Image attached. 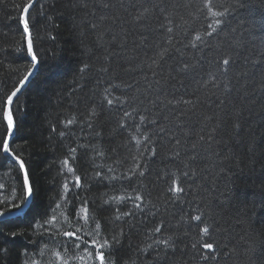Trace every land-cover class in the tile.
Masks as SVG:
<instances>
[{
  "label": "trees",
  "instance_id": "16d2710c",
  "mask_svg": "<svg viewBox=\"0 0 264 264\" xmlns=\"http://www.w3.org/2000/svg\"><path fill=\"white\" fill-rule=\"evenodd\" d=\"M100 2L93 0L87 9H76L69 0H37L29 13L35 25L32 34L39 62L35 76L18 96L10 148L25 161L39 191L24 217L0 224L4 257L0 264H63L64 260L92 264L88 253L98 237L94 224L79 218L85 197L90 215L101 224L104 235L111 236L121 226L125 230L122 243L114 248L112 264H156L155 250L141 249L158 238L150 233L161 223L165 225L163 235L181 234L176 252L167 259L161 257V264H197L190 245L198 229L181 224V217L194 214L197 205L210 214L209 220L217 229L211 239L219 242L221 255L213 264H264V90L260 79L264 68V0H213L217 8L233 7L224 18V30L207 38L210 43L198 49L190 47V41L197 33L203 34L211 22L201 11L203 0H190L187 8L181 0V6L175 8L171 26L179 43L174 47L168 44L173 34L160 25L166 23L161 8L172 11L176 0H122L123 7L113 9L99 7ZM25 3L27 0H0V99L32 69L18 24ZM141 9L154 11L137 24L133 18ZM112 13H118L119 20L101 27L102 41H97L95 32L81 20H97ZM48 14L52 21L45 19ZM184 21L183 28L177 27ZM164 48L170 51L160 60L158 53ZM228 56L233 59L228 72L233 90L226 95L220 83L225 77L219 73L217 61ZM154 58L160 67L152 66ZM185 61L194 65L187 74L180 72ZM86 64L89 67L81 71ZM101 67L108 71H100ZM244 71L248 75L240 76ZM212 75L218 77L220 87H214ZM106 89L109 98L115 101L120 97L127 103H114L113 107L102 104ZM197 98L200 103L180 117L182 127L178 126L177 115L185 106L176 102ZM169 100L173 103L168 104ZM90 107L100 113L94 128L85 122ZM125 110L132 116L123 120L127 129H122L119 121ZM237 111L241 124L238 135L231 130ZM141 115L147 117L144 124L140 123ZM206 115L222 116L226 131L211 149L198 146L194 153L192 144L202 132L206 134L202 124ZM73 117L76 122L68 125L67 120ZM152 119L155 124L148 122ZM96 130L100 136L94 134ZM3 131L0 125V134ZM133 135L151 139L137 146L130 140ZM173 136L181 140L178 157L173 155L177 150ZM149 145L156 148L157 155L148 151ZM70 147H77L75 161L70 160V164L81 175L82 183L87 179L83 190H75L79 195L63 189L65 182L71 188L74 179L65 180L67 169L62 166ZM93 149L103 151L104 156ZM193 154L197 159L189 161ZM134 156L138 158L134 160ZM5 157L0 151V211L7 212L15 211L14 206L21 203V186L18 165ZM185 162L197 170L196 177L180 175L186 170ZM135 165L143 166L145 176L123 179L122 174L131 175L128 169ZM109 167L115 171L109 173ZM97 171L101 176L121 179L97 182L93 179ZM173 173L188 189L186 198L167 199L171 194L166 195V188ZM121 195H142L145 199L144 211L128 218L134 227L115 220V209H132L131 200L104 203ZM149 209L155 215L149 214ZM78 228L79 241L63 235ZM185 231L190 235H183Z\"/></svg>",
  "mask_w": 264,
  "mask_h": 264
},
{
  "label": "snow or ice",
  "instance_id": "6c2138e0",
  "mask_svg": "<svg viewBox=\"0 0 264 264\" xmlns=\"http://www.w3.org/2000/svg\"><path fill=\"white\" fill-rule=\"evenodd\" d=\"M35 0H27V3H25L20 10L19 16H18V24L20 25V31L22 35L25 38L26 46L24 47L23 51L25 55H28L31 57V61L33 62L32 68H35L36 64L39 62L37 58V53L34 51V41H33V34H32V28L35 26L34 22L31 20L29 16V10L33 8V3ZM69 3L71 7L76 9H87L89 4H93V0H69ZM237 3H239V0H237ZM96 6V5H94ZM117 6L123 7L122 0H101L99 3V7L106 8V9H113ZM181 6V0H176V3L172 5V11H169L168 8L164 7L161 8V13L164 17V20L166 21L165 24L160 25V27L165 28L166 32L169 34H173V36L168 38V44L170 47H174L176 43H179V41H176L174 38V28L171 26L173 23V12L175 11V8ZM183 7L187 8L190 7V0H183ZM157 7H160L157 5ZM233 5H222L221 7L217 8L213 0H203V7L201 11L205 13V16L210 19V23H208L205 32L203 34L197 33L195 35V39L193 41H190L189 46L192 48L198 49L199 47H202L205 43H210V41L207 39L209 37L218 36L220 32H222L224 29L222 25L225 22V19L228 15L231 13ZM153 9H141L137 15L134 16V21L137 24H140L142 20L147 19V15L150 12H153ZM94 15V14H93ZM45 19L48 21H52L53 17L51 14H48L45 16ZM83 24H86L88 28L95 32L97 36V41H102L103 39V33L99 31L101 27L108 21H111L112 23H116L119 20L118 13H112L110 15L104 14L97 18V20L87 21L84 20L83 17L81 18ZM181 20H183V17H181ZM187 21H184L183 24H177V27L183 28L184 24H186ZM77 27H81L80 23H77ZM107 31H110V29H107ZM187 33L185 32V35ZM170 51V48H164L162 51L158 53V57L160 60H162L165 55L168 54ZM233 63V59L231 56L222 58L221 60L217 61V64L219 65V73L225 77L224 81H221L220 83L223 84V90L225 94H229L233 89L231 88V80L228 79V72L231 70V65ZM255 63V62H254ZM261 63H264V59L261 60ZM152 66L154 67H160L159 61L157 59H153ZM89 66L86 64L84 66V69H81V71H84ZM194 68V65L191 63H188L185 61L183 65L180 68V72L187 74L188 72L192 71ZM100 71L107 72V67H101ZM248 73L246 71L241 72L240 76H247ZM33 76V71L28 70L26 74L24 75L23 79L19 81L18 84L14 85L12 89L5 94V96L0 99V106L3 108V115L0 117V125H2L4 131L2 134H0V151H2L4 154H6V157H10L13 161H15L18 164V170L20 174V191H21V203L15 205V211L8 210L0 211V224L7 223V222H13L19 218H22L26 215L28 210L30 209V206L32 204V200L35 198V194H38L39 189L35 186V184L30 179V172L28 167L25 164V161L22 160L17 154H15L12 149L9 146V141L13 139V133L16 129V117L14 113L18 111V95L21 94L22 89L25 87V84L29 82V78ZM214 84V87H220V83H216L218 80V77L216 75H212L210 78ZM260 79H261V90H264V68L261 69L260 72ZM159 82V81H158ZM182 83V82H181ZM206 86V85H205ZM105 96L104 101H102V104L106 102L107 106L113 107L114 103H127V100H121L120 97H116L115 101L113 98H109L108 90H105ZM168 104H172L173 101L169 100L167 101ZM177 104H183L185 106L184 109L181 110L180 113L177 115L178 120V126L182 127V121H180V117H183L187 114L189 111H194L196 106L200 103L199 98L192 100H184L176 102ZM220 104H223V101L220 102ZM89 114L85 117V122L87 123V126L89 128H94V125L96 123V120L99 118L100 113L97 111L95 107H90L88 110ZM132 116L131 112H128L127 110L124 111L123 117H121V120L119 121V127L122 129H127V125L123 123V120L125 118H129ZM240 112L237 111L234 114V118L231 122V130L232 132L239 134V129L241 128L240 120H239ZM147 117L141 115L139 117L140 123L144 124ZM74 122H76V118L73 117L71 119L67 120L68 125H72ZM149 123L155 124L156 120L152 119L148 121ZM203 128L206 129V134L202 132L196 139V142L192 144L193 152L195 153V150L199 146L202 149H211L212 145L217 143L218 137L221 136V133L226 131L224 121L221 117H217L216 115H206L203 118L202 121ZM211 125V126H209ZM55 130V129H53ZM139 131V129H137ZM96 136H100L101 132L99 130H96L94 133ZM59 135L63 136L64 132H60ZM150 136H144V140H141L137 138L136 136H130V140H135L136 145L139 146L143 144L145 141L150 140ZM172 139L175 140V146L177 150L173 154L175 157L179 156V146L181 145V140L177 139L175 136L172 137ZM220 143H223V140H219ZM126 147L127 145H122ZM77 147H80V145H77ZM77 147H70L69 148V157L67 159H64L62 161V166L67 169V173L65 174V180L70 179L71 177H74L71 182V188L69 187V183L65 182L63 184V189L66 191H71L75 193L76 195H79L75 192L76 189L83 190L87 184V179L82 183L81 181V175L76 174V168L70 164L71 161H75V153L77 151ZM87 147V146H84ZM96 151V154L99 156H104V152L93 149ZM148 151L151 152L153 156L157 155L156 148L149 145ZM138 157H133V159H137ZM197 159V156L193 154L189 161H194ZM119 162V161H117ZM94 163V160H93ZM184 168L186 170H183L180 172V175L187 179L188 177H196L198 175V172L195 168H192L189 162L184 163ZM115 170L112 167L108 168L109 173H113ZM128 172L131 173V175L128 174H122V178L131 181L132 177L142 178L145 176V171L142 165H135L134 168H129ZM172 179L170 180L167 188H166V195L171 194L170 196H167L168 200H179L182 198H186V193L188 189L185 187L183 183L178 181L176 177V173L172 174ZM93 179H95L97 182H103L105 179L111 180H119L121 179V176H101L100 172L97 171L93 173ZM199 187V186H197ZM127 200H131L133 203V208L129 209L128 211L121 212L119 208L115 209V220L121 221L123 220L124 223L128 224L130 227H134L135 225L132 224L131 219L137 215L138 212L144 211V205H145V199L142 195H136L134 197L130 196H112L110 200H105L104 203H115L120 204L123 202H126ZM87 198H83L81 201V207L79 209V213L82 214L79 218H82L83 221L87 224L89 222H92L94 224V229L96 232V235L98 239L94 240L91 244V251L88 253V260L92 261V264H112V257L114 248L116 246H119L122 243V238L126 236L124 228L121 226L118 231H115L111 236L104 235L101 230V224L95 219L94 216L90 215L89 208L87 207ZM147 203H151V201H147ZM57 208H60V205H56ZM155 207V205H153ZM75 211V209H74ZM149 214L155 215V213H151L149 209ZM210 215V214H209ZM209 215H206L205 211L200 208L199 205H197L196 210L194 214L189 215L187 218L181 217V224L187 225L189 229L195 227L198 229L196 236L197 238L194 240V242L190 245V247L193 250L194 256L193 259L196 260L197 264H213L214 261L218 260V258L221 255V247L219 242L214 241L211 239L213 233L216 232L215 225L210 222ZM197 222L195 225L192 224V222ZM165 228L164 224H157L153 227L152 232L150 235L152 237H158L153 240L152 244L146 245L145 249H141V252L146 251L148 248H152L156 252V264H161V257H164L167 259L169 255L174 254L178 247V241L181 240V234L180 233H171L167 236L162 234V229ZM80 229H76V231H66L63 233L64 236H67L69 238H73L74 241L81 240V236L78 235ZM159 234V235H158ZM15 235V233H13ZM183 235H190L189 231H185ZM85 247H88L87 241L84 242ZM76 247H80V245L77 243L75 244ZM59 258V253L56 254ZM3 249L0 247V260H3ZM80 259H84L81 257ZM63 264H68L67 260L63 261Z\"/></svg>",
  "mask_w": 264,
  "mask_h": 264
},
{
  "label": "water",
  "instance_id": "95a60500",
  "mask_svg": "<svg viewBox=\"0 0 264 264\" xmlns=\"http://www.w3.org/2000/svg\"><path fill=\"white\" fill-rule=\"evenodd\" d=\"M35 2H36V0H35ZM35 2H34V3H35ZM34 3H33V5H34ZM30 10H31V9H30ZM30 10H29V11H30ZM29 58H30V60H31V57H30V56H29ZM31 62H32V61H31ZM32 63H33V62H32ZM37 68H38V63L36 64L35 68H32L33 76L29 78V82L32 80V78H33L34 75L36 74ZM29 82H28V83H29ZM28 83L25 84V87L28 85ZM25 87L22 89V92H23V90L25 89ZM22 92H21V93H22ZM19 95H20V94H19ZM19 95H18V96H19ZM14 134H15V130H14L13 136H14ZM10 142H11V140L9 141V146H10ZM9 158H10V157H9ZM10 159H11V158H10ZM11 160H12V159H11ZM12 161H13V160H12ZM13 162H15V161H13ZM15 163H16V162H15ZM16 164H17V163H16ZM17 165H18V164H17Z\"/></svg>",
  "mask_w": 264,
  "mask_h": 264
},
{
  "label": "bare ground",
  "instance_id": "6f19581e",
  "mask_svg": "<svg viewBox=\"0 0 264 264\" xmlns=\"http://www.w3.org/2000/svg\"><path fill=\"white\" fill-rule=\"evenodd\" d=\"M37 1V0H36ZM31 11V10H30ZM30 11H29V13H30ZM29 84V83H28Z\"/></svg>",
  "mask_w": 264,
  "mask_h": 264
},
{
  "label": "rangeland",
  "instance_id": "374dc122",
  "mask_svg": "<svg viewBox=\"0 0 264 264\" xmlns=\"http://www.w3.org/2000/svg\"><path fill=\"white\" fill-rule=\"evenodd\" d=\"M32 70V69H31ZM37 72V71H36ZM35 76V75H34ZM15 135V134H14Z\"/></svg>",
  "mask_w": 264,
  "mask_h": 264
}]
</instances>
